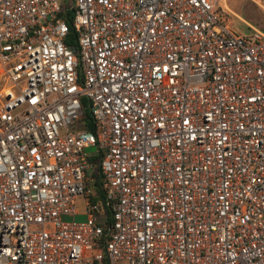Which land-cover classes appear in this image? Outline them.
I'll list each match as a JSON object with an SVG mask.
<instances>
[{"label":"built area","instance_id":"2783aa9c","mask_svg":"<svg viewBox=\"0 0 264 264\" xmlns=\"http://www.w3.org/2000/svg\"><path fill=\"white\" fill-rule=\"evenodd\" d=\"M221 1L0 0V264H264V33Z\"/></svg>","mask_w":264,"mask_h":264},{"label":"rangeland","instance_id":"374dc122","mask_svg":"<svg viewBox=\"0 0 264 264\" xmlns=\"http://www.w3.org/2000/svg\"><path fill=\"white\" fill-rule=\"evenodd\" d=\"M225 5L228 12L227 15L230 18V26L241 34L249 32L248 25L260 30L264 33V8L262 3L253 2L252 0H223L220 2ZM80 209V202L78 201L77 206ZM96 222L103 223L106 220L104 213H97L95 215ZM61 219L66 221L71 218L67 215H62ZM76 221L84 219L83 215H75Z\"/></svg>","mask_w":264,"mask_h":264},{"label":"trees","instance_id":"16d2710c","mask_svg":"<svg viewBox=\"0 0 264 264\" xmlns=\"http://www.w3.org/2000/svg\"><path fill=\"white\" fill-rule=\"evenodd\" d=\"M70 16H71L70 12H68V11L63 12L64 20L67 23L69 30H70L69 31V38L71 39L72 35H73V31L71 29L72 28V22H71ZM71 45H73V44H71ZM82 100L84 103L85 99H82ZM79 127L85 128L90 132L94 131V121H93L92 117L90 116L89 110L86 108L83 109V111H82V114L80 117ZM99 157H100V153L98 152L97 154H92L90 156V160L95 164V166L93 168V172H92V177H93L92 186H93V189H94L96 195L98 197H102V191H101V187H100L101 182H100V177H99L98 168H97V162H98Z\"/></svg>","mask_w":264,"mask_h":264}]
</instances>
